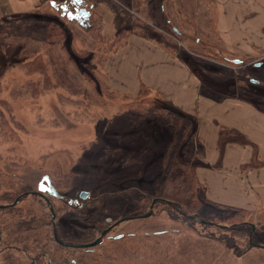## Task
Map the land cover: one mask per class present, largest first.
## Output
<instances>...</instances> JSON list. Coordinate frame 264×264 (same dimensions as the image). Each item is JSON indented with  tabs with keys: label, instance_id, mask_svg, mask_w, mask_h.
I'll use <instances>...</instances> for the list:
<instances>
[{
	"label": "rangeland",
	"instance_id": "rangeland-1",
	"mask_svg": "<svg viewBox=\"0 0 264 264\" xmlns=\"http://www.w3.org/2000/svg\"><path fill=\"white\" fill-rule=\"evenodd\" d=\"M58 1L0 0V99L4 100L5 111L14 114L18 122L16 140L0 143V206L19 203L14 209L0 210L2 242L14 244L15 249L24 248L25 264H264L263 216L227 219L224 215L226 219L219 223L208 220L186 224L174 220L159 206L150 218L116 223L117 227L111 224L142 207V198L161 181L164 151L172 135L161 120L153 118L146 108H139L138 97L110 87L107 63L120 48L113 50L106 65L101 58L110 53V41L134 26L158 40H172L179 55L207 82L211 78L222 85L223 96H249L264 106V52L249 59L223 54L219 44L214 48L204 43L206 40L200 41L188 14L172 11L173 7L170 10L168 1L165 25L153 28L136 18L132 10L147 0H134V4L124 0L127 10L117 0H87L92 12L102 17V37L85 31L87 23L79 25L56 10L51 3ZM203 2L214 12L213 0ZM199 9V0L188 8L196 17ZM130 15L134 23L119 31L123 25H130ZM19 18L26 20L17 21ZM44 22L65 33L63 43L59 38L47 39ZM175 29L183 34L180 41L173 35ZM39 57L45 73L28 72L27 64ZM139 101L170 108L150 93ZM115 148L123 157L132 153L136 162L126 166L114 163L107 150ZM197 151L193 140L188 156L194 162ZM45 176L56 184L62 197H44L54 208L60 237L73 234L77 238L89 228L90 240L96 241L106 226L93 230L99 218L93 208L89 211L90 226L86 224V209L90 208L84 206L85 202L115 205L110 216H103L107 225L112 221L113 227L102 245L86 253L66 251L53 241L51 211L43 197L34 195ZM23 192L29 194L19 202ZM82 192L89 193L86 200L81 199ZM121 235L123 238L117 240ZM3 248L1 244L0 253ZM19 249L12 252V257L21 263L24 254ZM0 264H6L4 257Z\"/></svg>",
	"mask_w": 264,
	"mask_h": 264
},
{
	"label": "crops",
	"instance_id": "crops-1",
	"mask_svg": "<svg viewBox=\"0 0 264 264\" xmlns=\"http://www.w3.org/2000/svg\"><path fill=\"white\" fill-rule=\"evenodd\" d=\"M170 1V10L173 7L172 11L188 14L200 41L206 40L204 43L214 48L219 44L223 54L249 59L264 52V0H213L214 12L207 8L208 3L199 0L197 17L188 10L195 0ZM122 2L125 3L116 1L125 8ZM132 10L136 18L153 28H161L167 21L164 0H147ZM130 19V25H123L119 31L134 23L133 16ZM107 69L110 87L116 92L137 98L142 90H148L194 121L196 174L206 188L208 200L264 217L262 104L249 96H223L222 85L211 78L207 82L188 61L169 54L152 35H130L126 45L112 54Z\"/></svg>",
	"mask_w": 264,
	"mask_h": 264
},
{
	"label": "trees",
	"instance_id": "trees-1",
	"mask_svg": "<svg viewBox=\"0 0 264 264\" xmlns=\"http://www.w3.org/2000/svg\"><path fill=\"white\" fill-rule=\"evenodd\" d=\"M168 0H164V6L165 2ZM92 12V10H91ZM97 18V19H96ZM31 19V18H28ZM36 21L39 20L37 18H34ZM18 20H26L23 18H19ZM90 21V22H89ZM87 22L88 27L85 28V31L91 32L94 35L98 33V36L102 37V34L100 33L101 26H102V17L100 15L95 14V11L92 12V16ZM168 21H170L168 19ZM46 26V35L47 39L51 41V38H59V41L65 40L66 36L65 33H63L62 30L59 28V32H57V26L52 24L51 22H44ZM171 23V22H169ZM139 28H135L134 26L131 27L130 30L125 31L123 34H118L114 40L110 41L109 48L110 53H106L105 56H101L102 60L104 61V65H106L107 60L109 56L112 54L113 50L116 51L119 48H122L126 45L127 39L130 35L137 33L139 35H144ZM173 35L177 38L178 41L183 38V34H181L177 29L174 30ZM100 39V38H99ZM171 39V38H170ZM47 40V41H48ZM102 42V40H99ZM105 41V40H103ZM172 40H158V43L171 55L180 57L179 55V49L175 46H172ZM198 42V41H196ZM63 43V42H61ZM174 44V42H173ZM65 45V44H63ZM40 57L36 59L33 63L27 64L29 72H39L43 75L45 73V66L40 63ZM1 91V87H0ZM150 92L148 90H142L139 97L136 99L137 104L140 109L146 108L147 112L151 115H153V118H157L161 120V122L168 128V130L171 132L172 140L170 144L165 149L164 158L162 161V169H163V177H161L160 182H155L153 187L154 190L149 191L146 193V196L142 198L144 201V205L142 207H139V209H135L127 216L121 218L120 220L111 221L110 223L113 225L116 223H124V222H130V221H136L144 219L143 217L146 215L143 211L149 210L150 207L156 208L163 206L165 209V212L168 213L174 220L182 221L183 223H190L193 224L194 222H201L205 223V221L210 220L211 223H219L222 222V220L231 219L234 217H242L243 215L246 216H252L248 212L240 209H235L231 207H226L223 205H219L216 203L211 202L207 198V192L205 186L200 182V180L197 177L196 174V168L198 164L193 161L192 158L188 156V146L191 144V142L195 138V131H194V121L187 119L184 115H182L180 112L172 109V108H159L157 105V102H143L139 101L140 97L145 96L146 94H149ZM160 97V96H159ZM161 98V97H160ZM162 99V98H161ZM163 100V99H162ZM4 100L0 99V143L4 141H15L16 140V126L18 125V122L15 121V115L12 113H7L4 109ZM138 108V109H139ZM140 117L144 118V115H139ZM228 132H224V135H227ZM110 155H112L113 158H115V162L117 164H122L123 166L132 164L136 162L135 160H132V157L134 156L132 153H128L127 156L123 157L120 149H108L107 150ZM143 153V152H142ZM142 153L140 155H142ZM54 187L56 188L57 192L59 193V188L54 184ZM26 194H29V192H23V195L19 197L18 201L20 202ZM34 195L41 196L40 193H34ZM43 197V196H41ZM44 198V197H43ZM46 201V198H44ZM102 203H89V201L85 202L84 206L89 207L90 209H86L85 214V222L88 226H90V213L93 208V211L97 213L96 216L99 215V218H97L96 223L93 225L94 229L96 230L101 229L104 225L106 226L103 228V239L106 238L112 231L110 230L111 224L107 225L106 219L103 218L104 213H109L112 211V207L115 205L107 204L106 202L101 201ZM49 209L50 206L48 202L46 201ZM19 203L16 204V206ZM92 205V207L90 206ZM8 205L3 208H0V210H9L14 209L16 206ZM52 205V204H51ZM10 206V207H9ZM83 206V207H84ZM53 207V206H52ZM81 207V206H80ZM226 215V216H224ZM108 216V217H109ZM107 217V218H108ZM96 217L93 219L95 220ZM101 220V222H100ZM108 220V219H107ZM101 223V224H100ZM16 224V221H15ZM20 224V223H18ZM23 223H21L22 225ZM100 224V225H99ZM249 222H246V225H248ZM97 226V227H96ZM110 226V227H109ZM118 225H114V227H117ZM219 226V225H218ZM90 229L86 228L84 231H82V234L77 236L75 238V235H71L70 237L63 238L60 237V235L55 230L58 240L55 238L54 232H53V241L57 243L58 246H60L62 249H65L66 251L72 250V251H85L86 253H90L91 248H66L63 247L62 243L67 244H75V245H88L93 243V240L91 239ZM101 232V231H100ZM107 233L106 235L104 233ZM87 237V238H86ZM123 236H118L116 239L120 240ZM2 242V241H1ZM4 248L1 251V254H3V257L6 264H15L16 261L12 258V252H15V250H10L8 244H5L4 242L1 243ZM255 247V246H254ZM15 248V247H13ZM18 248V247H16ZM19 249V248H18ZM16 249V251L18 250ZM22 252V249H19ZM23 254V253H22ZM26 254V250H25ZM24 254V257L21 259V263L18 260V264H25L26 263V256ZM24 261V262H23ZM32 264V263H31Z\"/></svg>",
	"mask_w": 264,
	"mask_h": 264
},
{
	"label": "water",
	"instance_id": "water-1",
	"mask_svg": "<svg viewBox=\"0 0 264 264\" xmlns=\"http://www.w3.org/2000/svg\"><path fill=\"white\" fill-rule=\"evenodd\" d=\"M51 4L56 10H58V11L62 10L64 12V15H66L70 21H76V22H78L79 25H82V26H85V24L90 20V18L92 16L91 11L87 9L88 2L86 0H71L70 1V4L77 7L76 13L71 12L69 10V4L58 5L55 2H52ZM235 63L238 64L240 62L235 61ZM38 193L49 194L52 197L60 198V195L57 192V190L55 189V187L53 186L52 180L49 176L43 177V179L39 185ZM80 197H81V199L86 200L89 197V193L88 192H82ZM46 201L48 202V204L50 206V211L52 214L51 223H52L54 230H55L56 214H55L54 208L52 207L48 198H46ZM16 204H17V202L14 203L12 206H16ZM0 208H3V207L0 206ZM152 215H153V207H151L150 212L147 213L143 218H150ZM104 234H106V232ZM54 235H55V238L58 240V237H57V234L55 231H54ZM103 242H104V240H103V235H102L96 241H94L93 243L88 244V245H68V244L67 245L62 244V245L65 247H68V248H78V249L83 248L84 249V248L98 247V246L102 245Z\"/></svg>",
	"mask_w": 264,
	"mask_h": 264
},
{
	"label": "flooded vegetation",
	"instance_id": "flooded-vegetation-1",
	"mask_svg": "<svg viewBox=\"0 0 264 264\" xmlns=\"http://www.w3.org/2000/svg\"><path fill=\"white\" fill-rule=\"evenodd\" d=\"M87 9L88 10H92L91 9V7H89V5H87ZM69 10L71 11V12H74V13H76V11H77V7L76 6H74V5H72V4H69ZM54 186V185H53ZM56 189V188H55ZM47 195V194H46ZM41 196H43V197H45V194H42ZM59 199H62V197H61V195H60V198ZM53 226V225H52ZM55 227H56V225H55ZM54 228V227H53ZM55 230H56V228H55ZM54 230V231H55ZM2 240H1V238H0V245H1V242ZM104 243V242H103ZM102 243V244H103ZM62 244H66L67 245V243H62ZM68 245H75V244H68ZM15 245L14 244H11V245H9V248H10V250H16L15 248H13ZM63 247H65V246H63ZM66 248H68V247H66ZM22 253L23 254H25V249L23 248L22 249ZM1 256H3V255H1V253H0V258H3V257H1ZM23 257H24V255H23ZM22 257V258H23ZM13 258V257H12ZM21 258V257H20ZM5 259V258H4ZM13 259H15V258H13ZM23 260V259H22Z\"/></svg>",
	"mask_w": 264,
	"mask_h": 264
}]
</instances>
